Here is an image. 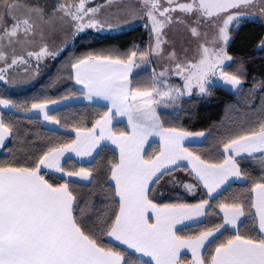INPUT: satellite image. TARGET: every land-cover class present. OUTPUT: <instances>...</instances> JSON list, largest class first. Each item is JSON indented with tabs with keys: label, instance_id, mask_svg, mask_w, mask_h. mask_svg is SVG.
Returning <instances> with one entry per match:
<instances>
[{
	"label": "snow or ice",
	"instance_id": "1",
	"mask_svg": "<svg viewBox=\"0 0 264 264\" xmlns=\"http://www.w3.org/2000/svg\"><path fill=\"white\" fill-rule=\"evenodd\" d=\"M92 2L0 0V62L4 65L0 81L6 83L13 82L7 79L9 69L24 65L27 71L35 58L38 72L41 60H55L70 42L85 39L88 30L114 31L145 20L143 26L149 33L145 49L134 48L123 57L85 52L69 59V78L83 86L84 99L104 101L108 109L91 128L73 129L76 136L71 143L50 144L38 151L27 132L6 120L2 111L11 109L21 113V118L37 111L44 121L59 125L48 109L49 103L57 101L32 103L27 108L0 97V150L7 148L9 140L15 144L22 137L20 147L28 152L24 163L0 160V264H130L129 257L149 258L139 259V264H182L183 250L185 255L191 253L188 264H264V174L250 188L254 197L247 208H255V213L246 211L242 198L234 197L231 203L218 204L222 222L187 237L178 235L177 228L185 221L198 228L201 218L219 215L210 202L221 189L232 181L250 179L241 169L242 159L257 160L264 169V93L259 105H247L248 112L237 106L244 99L247 58L229 54L231 43L248 22L264 26V0H104L89 6ZM102 9L109 11V17L100 15ZM177 12L180 14L173 15ZM202 27L212 30L210 39L207 31L201 32ZM186 35L203 39L192 49ZM257 47L264 52V39ZM150 57L159 58L162 70L154 72L148 88H142L133 84L130 73L133 67L151 62ZM232 64L238 65L235 72L226 70ZM173 76L182 81L180 86L169 83ZM217 82L228 86L237 102L226 105L227 119L216 125L223 159L212 163L185 146L186 141L205 138L204 131L164 125L168 116L177 121L185 115L194 119L195 113H185L178 101L193 95L207 98ZM253 84L252 95L264 90V80L254 78ZM159 107L179 110L162 114ZM114 116H127L131 132L116 135L110 127ZM152 136L159 137L160 147L147 152L145 144ZM102 141L115 145L118 161L78 171L61 165L65 153L91 157L97 149L102 151L107 147ZM30 157L37 158L29 164ZM42 169L68 179L50 183ZM181 169L195 183L173 175ZM73 178L88 182L80 187L98 181L101 200L77 195ZM161 181L179 185L190 195H196L200 186L206 191L195 204L161 205L150 198ZM246 216L252 218L248 235L239 230L241 218ZM229 230L233 234L224 235ZM104 237L118 241L126 250L106 247Z\"/></svg>",
	"mask_w": 264,
	"mask_h": 264
},
{
	"label": "trees",
	"instance_id": "2",
	"mask_svg": "<svg viewBox=\"0 0 264 264\" xmlns=\"http://www.w3.org/2000/svg\"><path fill=\"white\" fill-rule=\"evenodd\" d=\"M85 39H77L75 43L70 45L65 52L56 58L48 67L39 65L41 74L36 78L33 85L28 89L21 91H10L6 85L0 86V97L11 99L15 103L31 108L32 103H42L45 101H60L64 98L76 96L80 94V91L74 84V77L69 78L70 68L68 61L71 57L80 56L85 52H104L111 53L114 56H124L126 53L133 50L137 44H140V49L143 50L147 47L149 42L148 29L143 25H138L134 28L126 30L116 35H97L95 33L83 34ZM264 39V26L259 22H248L240 31L239 35L231 43L229 48V54L234 58L246 57L247 76L244 82V91L241 92V97L244 99L237 103V106L244 112H248L247 105L255 104L259 105V96L264 93V90L255 91V95L251 94L250 90H255L253 80H264V52L258 49V44ZM238 68L237 64H232L231 67L226 70L235 72ZM151 71L140 70L135 72L131 80L133 84L142 88H148L151 84ZM237 97L230 91L224 89L221 86H214L212 95L204 98L198 96L182 97L179 100V107L183 109L185 113L194 112L195 118H189L187 115L183 116L180 120H175L173 117H166L165 127L177 126L190 132L204 131L206 137L201 143L187 144L186 147L189 151L194 152L196 155H200L202 159H206L212 163H218L223 159L222 146L218 145V136L216 125L220 124L222 120L226 121L225 107L229 103H236ZM107 107L102 104H89V103H74L58 108L50 115L60 121L61 129H51L46 127L39 117L21 118V113H17L13 110L4 111L5 119H11L13 123L21 130V132H27L28 136L33 140L37 146L38 151L46 150L50 144H56L57 146L71 143L75 136L71 133L70 129L75 128H91L93 123L100 119L107 111ZM160 113H171L170 111L159 110ZM255 115V113H251ZM54 130V131H53ZM127 125L125 123H115L114 132L121 133L127 132ZM210 133V135H209ZM23 142V138L17 140L15 144L9 140L7 142V148L0 150V160L17 159L21 163L25 162V157L28 155L27 151H22L20 145ZM160 145L157 142L151 143L147 152H155L159 149ZM13 148V152H9L8 149ZM37 157H30L27 159V163H32ZM119 159L118 153L111 147L107 146L102 151L99 150L95 158L88 163H79L73 159H66L62 166L66 170H79L81 167L89 169H100L103 165L112 160ZM239 159V158H237ZM241 169L249 174L250 179L244 180L241 183H231L225 188L216 199L210 203H213V210L219 213L218 216L205 217L199 227H193L191 225L179 228L178 235L187 237L193 234H198L199 231L207 230L209 227L214 226V223L222 222L218 204L219 203H231L234 197L242 198L246 203V211L250 210L255 213V208L248 209L247 205L251 203V199L254 194L250 192V188L255 182H259V178L264 174V169L261 168L259 161L251 158L242 159L240 162ZM46 173L45 178L49 179L50 183H63L66 179L61 175L42 171V174ZM177 178H183L195 183L192 177L188 175V172L181 169L173 173ZM169 179L165 177V180ZM162 182V181H161ZM164 182V181H163ZM79 183L73 184L74 191L77 195L83 197H91L94 201H100L99 189L97 187L98 181L93 182L92 185L86 187H80ZM107 188V185H105ZM172 189L163 192V195L159 194L160 188L157 186V192L153 193L151 199L157 204H194L199 202L203 193L205 192L202 186L196 188V195H190L187 192L179 189L177 186L170 187ZM207 198V197H204ZM116 207V205H111ZM240 232L242 234H250L252 229V218L250 216L243 217L241 222ZM223 231V230H222ZM232 230L225 232L224 235H231ZM255 234V233H251ZM103 243L106 247H112L117 251H125L126 249L111 242L108 237H104ZM207 247V246H206ZM129 251V250H128ZM130 252V251H129ZM203 254L207 255V252L203 251ZM140 259V258H139ZM139 259L129 257L130 264H139ZM189 256H183L182 260H188Z\"/></svg>",
	"mask_w": 264,
	"mask_h": 264
},
{
	"label": "rangeland",
	"instance_id": "3",
	"mask_svg": "<svg viewBox=\"0 0 264 264\" xmlns=\"http://www.w3.org/2000/svg\"><path fill=\"white\" fill-rule=\"evenodd\" d=\"M181 1H183V0H181ZM103 3H104V0H93L92 4L89 5V6H95L96 4H103ZM179 14L180 13L177 12V13H174L173 15H179ZM100 15L102 17H109L110 14H109V11L107 9H102ZM145 23H146L145 20H137L135 23H132V24H129L127 26L118 28V29H116L114 31H105V32H101V33H96L94 30H88L86 33H90L91 32V33H95L97 35H103V34L116 35V34L124 32L126 30H129L131 28H134V27H136L138 25H144ZM164 31L168 32L170 36L172 35V32L170 31V29L166 28ZM205 31L208 32V36H209V39H210L211 35H212V30L207 28V27H202L201 28V32L203 33ZM185 39L187 40L188 46L191 47L192 49H195L197 47L198 43L202 42L203 37L198 39L196 37H191L190 35H186ZM72 44L73 43L70 42L68 44L67 48L70 45H72ZM141 46H140V44H137L135 48H139L140 49ZM149 59H150L151 62H149L147 64L141 63L140 67H133L134 73L138 72L140 70H150L151 73H152L151 75L153 76L154 72H159V71L162 70V63L159 60V58L150 57ZM34 61L37 62L36 60L33 59V62ZM53 61L54 60L51 59V58H44L43 60H41L39 62V65H42L43 67L46 68L50 64L46 65L45 63H51ZM36 65H37V63H35V64L31 63V67L28 68L27 71L25 70V66L24 65H20L18 67H14L12 69H9L8 72H7V79H9V80H11L13 82L12 83H6V82H3V81H0V86L6 85L7 88L10 91H20V90H23V89L31 87L33 85V83H34L33 82L34 81L33 78H35V77L37 78L42 73L41 70H39L38 72L35 71ZM3 66H4L3 63L0 62V67H3ZM32 72H33V78H32L33 80L30 79L31 78L30 75L32 74ZM169 83L172 84L173 86H180L182 84V81L179 79V77L173 76V77H171L169 79ZM215 86H221L224 89L229 91L228 86H224V85L220 84L219 82H217ZM185 97H187V96H185ZM178 104H179V101H178ZM159 110L170 111L171 113H173L174 111H178L179 109H173V108L164 109L163 107H159L158 111ZM170 187H173V186H169L168 187L163 181L161 182V185L158 186V188H170ZM162 192H166V191H162Z\"/></svg>",
	"mask_w": 264,
	"mask_h": 264
},
{
	"label": "crops",
	"instance_id": "4",
	"mask_svg": "<svg viewBox=\"0 0 264 264\" xmlns=\"http://www.w3.org/2000/svg\"><path fill=\"white\" fill-rule=\"evenodd\" d=\"M18 51H20L19 49H18ZM34 60H35V58H33ZM33 59H32V61H31V63L32 64H35V63H37V62H33ZM134 74V69H132V71H131V73H130V79H131V77H132V75ZM30 79H32L33 78V72H32V74L30 75ZM34 79V81L36 80V77L35 78H33ZM32 79V80H33ZM33 81V82H34ZM74 84H75V86H76V88L80 91V94H78V95H76V96H71V97H67V98H64V99H62V100H60V101H57V103L56 104H52V103H49L48 104V109H49V114H51L53 111H55L56 109H58V108H61V107H64V106H66V105H70V104H74V103H89V104H102V105H105L106 104V102H104V101H88V100H86V99H84V97H83V95H82V89H83V86L82 85H79V84H76L75 83V79H74ZM26 89H28V88H26ZM24 90V89H23ZM21 91V90H20ZM2 110H4V111H10L11 109H2ZM29 116L30 117H39L41 120H42V123L46 126V127H48V128H51V129H57V130H59V129H61V127H60V124L59 125H53V124H50V123H48V122H46V121H44L43 120V116L39 113V112H37V111H33V112H31L30 114H29ZM101 119V118H100ZM115 123H125L126 125H127V129H128V131H127V133H130L131 132V127H130V125H129V123H128V119H127V116H114L113 118H112V122H111V125H110V127L112 128V130H113V132H114V125H115ZM71 133H73L74 134V136H76V133H75V131H73V129H70L69 130ZM116 135H119L120 133H116V132H114ZM204 139L205 138H200V139H196V140H193V141H191V142H189V141H186L185 142V146L187 145V144H191V143H201V142H203L204 141ZM153 142H157V143H159V137H156V136H152V137H149V139H148V143L147 144H145V149L147 150V148H148V146L151 144V143H153ZM102 143L103 144H106L107 146H109V147H111L113 150H115L117 153H118V155H119V151H118V149H116L115 148V145H112L111 144V142L110 141H102ZM99 150L100 149H97V151L96 152H94L93 153V156H91V157H89V156H76L75 155V153H65V155L63 156V157H61L60 158V163H61V165L63 164V162L66 160V159H73V160H76L77 162H79V163H88V162H90V161H92L94 158H95V156L97 155V153L99 152ZM258 155V154H257ZM70 157V158H69ZM183 163H187L186 161L185 162H183ZM42 171H46V172H50V173H55V174H58V175H61L62 176V174L61 173H57V172H54V171H51V170H48V169H42ZM66 179H68L67 177H65ZM180 179H182V180H185L186 182H191V181H189V180H187V179H183V178H180ZM73 180L75 181V182H79V183H88L87 181H78V180H76V178H73ZM241 182H244V180H241V181H232L231 183H241ZM230 183V184H231ZM229 184V185H230ZM168 187L169 186H173V185H171V184H166ZM229 185H226V186H224L222 189H221V191L220 192H222L225 188H227ZM177 187H179V189H181V190H183V191H185V189L183 188V187H181V186H179V185H176ZM203 188V187H202ZM170 189H172V188H160V191H166V190H170ZM204 191H206L205 189H204ZM186 192V191H185ZM215 195V194H214ZM198 203V202H197ZM195 204V203H194ZM255 211H256V209H255ZM222 215H223V213H221ZM149 216H152V213L150 212L149 213ZM205 218V217H204ZM204 218H201V220L203 221L204 220ZM242 220H243V217L241 218V222H242ZM240 222V223H241ZM185 225H191V222L190 221H185ZM185 225H177V228L179 229V228H182V227H184ZM217 235H219V234H217ZM108 239L111 241V242H113L114 244H116V245H119V246H121V247H123V248H125L126 249V246H124V245H121L118 241H114V240H112V238H109L108 237ZM207 246V245H206ZM129 251H131V250H129ZM204 250H202V252H203ZM184 252H186V250H183L182 251V255H181V260H182V257L183 256H186V255H188L189 256V259L188 260H182V264H188V262L191 260V253L190 252H187V254L185 255L184 254ZM136 256L137 257H139V254H136ZM140 259H144V260H147V259H149V258H147V257H139Z\"/></svg>",
	"mask_w": 264,
	"mask_h": 264
},
{
	"label": "flooded vegetation",
	"instance_id": "5",
	"mask_svg": "<svg viewBox=\"0 0 264 264\" xmlns=\"http://www.w3.org/2000/svg\"><path fill=\"white\" fill-rule=\"evenodd\" d=\"M181 2H183V1H181Z\"/></svg>",
	"mask_w": 264,
	"mask_h": 264
}]
</instances>
